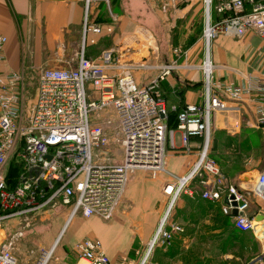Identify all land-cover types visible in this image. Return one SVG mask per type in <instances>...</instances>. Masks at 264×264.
I'll return each mask as SVG.
<instances>
[{
  "label": "built area",
  "instance_id": "obj_1",
  "mask_svg": "<svg viewBox=\"0 0 264 264\" xmlns=\"http://www.w3.org/2000/svg\"><path fill=\"white\" fill-rule=\"evenodd\" d=\"M204 2L207 20L203 35L209 44L221 35L255 36L264 41V0ZM101 31V26L85 20V35ZM7 40L0 33V63L5 60ZM151 41L148 39L149 47ZM174 52L177 56L183 54L181 48ZM122 59L123 54L115 47L105 49L95 59L85 55L83 46L76 68L42 72L29 113L23 110V74L0 71V228L12 219L28 223L33 213L55 201L72 206L73 214L81 212L85 217L112 220L133 173L140 170L156 175L166 171L164 157L174 133L168 123L169 111H175L176 129L182 133L184 149L191 151L194 137L202 139L203 147L192 173L172 175L165 192L176 196L189 180L198 178L205 186L210 184L202 193L205 199H228L222 205L223 212L233 215L241 231L254 230L257 224L255 217L248 214L249 196L264 200V170L251 191L245 193L234 185H225L220 169L207 159V152L214 115L230 109L228 100L250 101L255 125L264 129V72L244 77L242 84L227 83L213 78L214 66L208 57L201 66L205 75L204 103H189L181 109L174 104L169 108L161 86L179 68L178 61L163 64L158 75L139 85L130 72L152 67L144 61L130 63ZM108 110L115 114L114 122L103 115ZM91 113L96 114L93 120ZM112 143L120 146L123 161L108 162L103 156L95 160L93 151L107 152ZM12 159L21 171L10 187L8 164ZM207 174L214 176L213 180L209 181ZM167 224L165 218L151 247L157 240L168 244L174 233L183 231L176 223L170 228ZM23 232L20 228L16 235ZM12 246L10 241L1 246L0 264H22ZM76 249V264H113L99 239L86 238ZM46 256L44 253L35 264H49ZM259 260L264 264V254Z\"/></svg>",
  "mask_w": 264,
  "mask_h": 264
},
{
  "label": "crops",
  "instance_id": "obj_2",
  "mask_svg": "<svg viewBox=\"0 0 264 264\" xmlns=\"http://www.w3.org/2000/svg\"><path fill=\"white\" fill-rule=\"evenodd\" d=\"M86 19L89 24L101 26V33L85 35ZM206 20L204 0H0V33L8 38L0 71L21 72L25 76L30 68L42 72L73 69L78 65L79 45L83 44L87 57L95 59L105 49L115 47L123 54L122 61L136 63L141 59L148 63L152 67L147 71L151 77L158 75L163 64L177 60L179 68L164 81L169 108L176 103L201 104L206 98L201 66L208 57L214 66L213 78L227 83L242 84L244 77L264 72L262 39L221 35L209 44L203 35ZM148 39L152 40V47L148 46ZM146 47L148 54L142 57L140 52ZM172 48H181L183 54L177 56ZM130 73L135 74L139 85L147 83L143 71L135 69ZM228 101L230 109L221 111L227 115L226 120L219 122L217 112L214 129L222 126L232 133L251 125L264 131L255 125V110L250 101ZM170 129L174 133L164 157L166 171L156 175L140 170L133 173L112 220L85 217L81 212L73 214L72 206L58 201L32 214L39 216L41 223L50 221L43 231L45 240L53 244L50 250L56 247L61 259L76 264V245L86 238L99 239L114 264L129 251L140 252L152 245L166 218L168 228L176 223L183 231L174 233L170 243L157 246L160 264H232L242 258L247 261L238 264H261L264 200L249 196L248 214L255 217L257 225L254 230L241 231L235 226L233 215L223 212L225 199L214 202L202 196L210 184L205 186L200 179L193 178L176 196L165 192L172 175L183 177L192 173L203 147L202 139L194 137L191 151L185 150L181 131L176 127ZM263 170L262 165L234 175L228 170L222 175L225 185L249 193ZM212 178L207 174L209 181ZM17 222L20 219L8 220L0 228V248L9 240L4 228ZM47 251L44 249V253ZM17 259L22 264L36 263ZM137 261L138 258L134 262Z\"/></svg>",
  "mask_w": 264,
  "mask_h": 264
},
{
  "label": "rangeland",
  "instance_id": "obj_3",
  "mask_svg": "<svg viewBox=\"0 0 264 264\" xmlns=\"http://www.w3.org/2000/svg\"><path fill=\"white\" fill-rule=\"evenodd\" d=\"M82 45L83 44L78 46V52H81L80 49L81 47H83ZM148 48L149 47H146L145 49H143V52H140V55L142 57L147 56L148 52L146 50ZM173 50L174 48H172V51ZM139 61L143 62V60L141 59H139ZM143 73V79H145L146 81H148L149 76H152L151 73L147 71H143ZM41 74L42 70L39 71L33 68L27 70V74L25 73L23 99V110L25 113H29L34 104ZM203 82H205V79ZM103 115L106 118H111L113 122L116 119L115 114L111 110L104 112ZM226 116L227 115L225 113L220 112L218 114L219 122L226 120ZM95 117V113L90 114V118L92 120ZM244 127L245 129L242 128V130L239 129L237 130V132L230 133L227 129L222 128V126H218L216 127V129H214V124L212 126L211 138L208 145L207 159L213 161L220 169V172L222 174L223 172H226L228 170V172L234 175L241 170L252 169L254 167H259L262 165L264 167V131L258 130L251 125H244ZM93 155L95 160L97 157L103 156L104 159H106L108 162L121 163L123 161L122 150L120 146L114 143H112L107 148V152L95 149L93 151ZM10 166L11 164H8V167ZM37 219H39V216L37 217V215H32L30 216L28 223H25V221H20L15 225L11 223L9 226L4 228L6 232L5 237L9 238L8 241L13 244V253L17 257H19L21 261L25 263H33L37 261L42 256V254H44V249H47L48 251L46 253L48 254L49 264H73L69 260L61 259L56 247L55 249L50 250L53 244L48 240H45V233H43V231L48 228L50 221L41 223ZM160 226H162V223ZM21 227L24 231L23 234L16 235V232L19 231ZM158 232L159 229L157 230V234ZM159 244L160 240H157L152 248L151 245H146L140 252L136 249L131 250L127 255L121 256L114 264H142L147 254L150 253V251L149 253H147L150 249L151 253L147 258L145 264H160L161 253L159 249H157V246ZM137 258L138 261L134 262L135 260H137ZM245 260L246 259L242 258L239 262H232V264L245 263L247 261ZM224 263L226 264L227 262L224 261ZM83 264H85V262H83Z\"/></svg>",
  "mask_w": 264,
  "mask_h": 264
},
{
  "label": "trees",
  "instance_id": "obj_4",
  "mask_svg": "<svg viewBox=\"0 0 264 264\" xmlns=\"http://www.w3.org/2000/svg\"><path fill=\"white\" fill-rule=\"evenodd\" d=\"M161 90L163 92L164 97L167 99L168 97H167V92H166V90L164 88V82L162 83ZM176 105H178V107L180 109L185 106V104H182V103H176ZM169 114H170V116L168 118L169 119V121H168L169 127L170 128L171 127H176V125H177L176 124L177 112L171 111ZM171 120H174V121L171 122ZM10 164H11V166L8 169V183H9L10 187H13V185L15 183L14 181L17 178L18 172L21 171V168L19 167L20 165H18V163L15 160H13V159L10 161Z\"/></svg>",
  "mask_w": 264,
  "mask_h": 264
},
{
  "label": "water",
  "instance_id": "obj_5",
  "mask_svg": "<svg viewBox=\"0 0 264 264\" xmlns=\"http://www.w3.org/2000/svg\"><path fill=\"white\" fill-rule=\"evenodd\" d=\"M232 198V197H231ZM226 203L228 202V199H225ZM233 205H236V203H233ZM234 213L237 214V210H234Z\"/></svg>",
  "mask_w": 264,
  "mask_h": 264
},
{
  "label": "bare ground",
  "instance_id": "obj_6",
  "mask_svg": "<svg viewBox=\"0 0 264 264\" xmlns=\"http://www.w3.org/2000/svg\"><path fill=\"white\" fill-rule=\"evenodd\" d=\"M45 260H48V254H47V256L45 257Z\"/></svg>",
  "mask_w": 264,
  "mask_h": 264
}]
</instances>
